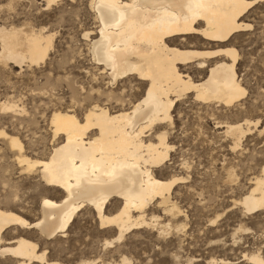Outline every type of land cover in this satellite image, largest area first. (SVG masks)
<instances>
[{
    "label": "bare ground",
    "instance_id": "6f19581e",
    "mask_svg": "<svg viewBox=\"0 0 264 264\" xmlns=\"http://www.w3.org/2000/svg\"><path fill=\"white\" fill-rule=\"evenodd\" d=\"M44 1L49 6L63 0ZM257 1L260 0H90L97 27L85 32L84 37L90 41L89 52L99 75L107 79L109 89L135 80L145 88L144 96L127 103L119 94V110L96 103L82 117L73 110L53 111L49 117L52 147L46 158L28 156L17 136L0 129V138L8 142L15 165L0 170V176L4 181L12 171L20 173V177L31 176L43 191L39 192L38 218L30 222L21 214L27 206L22 207L24 198L19 199L17 186L3 181L9 192L4 191V204H0V264H67L48 260L46 251H41L31 236L50 240L64 234L83 209L94 211L101 229H116V238L106 241L104 248L119 244L128 232L158 222L154 214L150 220L146 218L154 208L173 218L180 216L182 211L172 194L187 179L158 175L173 150L167 142L166 128L174 125L172 112L188 94L202 102L229 106L245 97L247 90L235 67L239 54L226 45L236 33L249 28L242 19ZM54 37V33H44V28L36 31L0 25V63L21 68L25 64L39 66L48 58ZM197 39L224 48L196 50L191 41ZM218 55L228 61H207ZM185 69H207L208 75L195 81ZM92 79L98 80L96 75ZM0 110L26 113L10 98L0 102ZM258 124L247 119L241 124H228L224 132L237 139L236 148ZM250 185L237 203L246 215L264 211V165L260 174L251 178ZM52 192L59 198H51ZM19 200L25 211L15 207ZM112 201L118 203V210L108 214ZM184 226L177 225V231ZM165 227L170 228V223ZM261 255L244 257L248 264H264ZM174 259L179 258L176 255ZM74 264L107 263L87 260ZM109 264L131 261L123 256ZM207 264L231 263L211 258Z\"/></svg>",
    "mask_w": 264,
    "mask_h": 264
},
{
    "label": "rangeland",
    "instance_id": "374dc122",
    "mask_svg": "<svg viewBox=\"0 0 264 264\" xmlns=\"http://www.w3.org/2000/svg\"><path fill=\"white\" fill-rule=\"evenodd\" d=\"M43 1L0 0V25L36 31L44 28V33L56 36L52 51L39 66L25 64L21 68L0 63V102L10 98L26 110L20 115L0 110V129L17 136L24 143L26 154L33 158H46L50 153L53 133L49 117L53 111L73 110L82 117L96 103L107 104L117 111L119 94L128 103L138 101L145 93V88L135 80L109 89L107 79L99 75L89 52L90 41L84 37L85 32L97 27L90 0H63L50 7ZM242 20L249 28L232 36L226 47L236 49L239 54L235 67L247 90L245 97L229 106L202 102L188 94L172 112L174 125L166 128L167 142L173 150L158 175L164 179L174 176L187 179L172 194L183 214L175 219L154 208L147 212L146 218L150 220L154 214L158 222L128 232L119 244L104 248L106 241L116 238V229H101L94 211L83 209L64 234L50 240L31 236L40 250L46 251L48 260L67 264L97 260L109 264L125 256L131 264H175L177 260L181 264H207L211 258L248 264L245 254L260 253L264 257V211L246 215L237 205L251 188V178L260 174L264 165V0L247 9ZM191 42L196 50L224 48L198 39ZM222 59L228 61L223 55L207 61L211 64ZM205 70L202 73L185 69L195 81L208 75ZM95 75L96 81L92 79ZM108 96L112 101H108ZM247 119L254 124L259 122L258 127L252 126L250 134L235 148L237 139L227 136L225 127ZM12 155L8 142L0 138V170L15 168ZM10 174L4 176L5 181L14 188L17 186L19 199L24 198L23 206L19 200L15 207L27 206L24 207L27 214L21 207L20 211H25L22 216L36 221L42 189L31 176L20 177L16 171ZM230 174L234 179L229 178ZM0 178V204H4L3 193L9 192V186L5 190L4 178ZM54 193L49 196L58 199L59 194ZM118 206L112 201L108 214L115 213ZM213 221L217 222L212 224ZM168 223L170 228L165 227ZM176 224L185 226L177 231Z\"/></svg>",
    "mask_w": 264,
    "mask_h": 264
}]
</instances>
